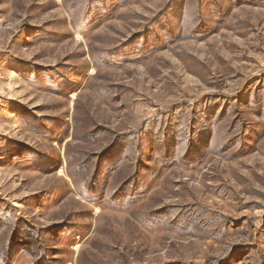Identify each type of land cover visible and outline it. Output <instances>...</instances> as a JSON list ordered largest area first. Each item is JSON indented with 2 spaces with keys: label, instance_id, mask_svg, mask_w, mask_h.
Returning <instances> with one entry per match:
<instances>
[{
  "label": "rangeland",
  "instance_id": "374dc122",
  "mask_svg": "<svg viewBox=\"0 0 264 264\" xmlns=\"http://www.w3.org/2000/svg\"><path fill=\"white\" fill-rule=\"evenodd\" d=\"M0 264H264V0H0Z\"/></svg>",
  "mask_w": 264,
  "mask_h": 264
},
{
  "label": "trees",
  "instance_id": "16d2710c",
  "mask_svg": "<svg viewBox=\"0 0 264 264\" xmlns=\"http://www.w3.org/2000/svg\"><path fill=\"white\" fill-rule=\"evenodd\" d=\"M113 169V168H112Z\"/></svg>",
  "mask_w": 264,
  "mask_h": 264
}]
</instances>
